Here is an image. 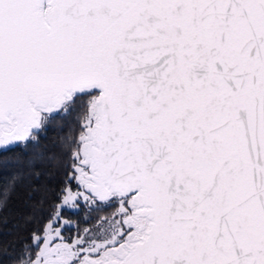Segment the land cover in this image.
<instances>
[{"label":"snow or ice","instance_id":"snow-or-ice-1","mask_svg":"<svg viewBox=\"0 0 264 264\" xmlns=\"http://www.w3.org/2000/svg\"><path fill=\"white\" fill-rule=\"evenodd\" d=\"M0 170V264H264V0H0Z\"/></svg>","mask_w":264,"mask_h":264},{"label":"trees","instance_id":"trees-1","mask_svg":"<svg viewBox=\"0 0 264 264\" xmlns=\"http://www.w3.org/2000/svg\"><path fill=\"white\" fill-rule=\"evenodd\" d=\"M9 173L5 170H0V190L7 187V204L6 207L0 211V218H6V223H0V239L9 240L12 237L9 232L13 229L14 225L21 220L23 214L27 211L24 205L26 186L18 183L14 190H12L8 182ZM12 235H15L13 233Z\"/></svg>","mask_w":264,"mask_h":264}]
</instances>
